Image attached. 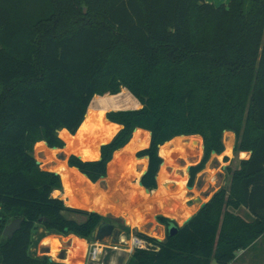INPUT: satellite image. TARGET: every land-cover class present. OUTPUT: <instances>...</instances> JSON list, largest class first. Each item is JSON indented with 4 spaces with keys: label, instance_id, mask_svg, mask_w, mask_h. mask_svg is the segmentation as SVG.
<instances>
[{
    "label": "trees",
    "instance_id": "trees-1",
    "mask_svg": "<svg viewBox=\"0 0 264 264\" xmlns=\"http://www.w3.org/2000/svg\"><path fill=\"white\" fill-rule=\"evenodd\" d=\"M0 86V264H61L30 256L40 227L92 241L100 223L112 224L52 197L60 177L42 171L32 150L39 142L62 149L58 132L74 134L94 97L121 89L141 108L107 114L122 129L98 160H68L92 183L136 129L151 134L137 153L148 158L139 180L150 191L162 163L158 148L175 137L203 140L188 187L222 151L224 132L240 137L237 151L250 153L226 200L216 193L181 228L158 216L165 239L147 238L152 247L134 249L127 264H230L264 236V0L218 7L202 0H0ZM16 219L21 229L8 240L3 229Z\"/></svg>",
    "mask_w": 264,
    "mask_h": 264
},
{
    "label": "rangeland",
    "instance_id": "rangeland-1",
    "mask_svg": "<svg viewBox=\"0 0 264 264\" xmlns=\"http://www.w3.org/2000/svg\"><path fill=\"white\" fill-rule=\"evenodd\" d=\"M85 11L86 9H84V12ZM121 93L128 96V101L126 100V102H124L125 110L116 108L115 101L113 100L114 97ZM117 95L94 97L87 110V116L74 134L67 133L65 130H60L58 132V136L62 140L64 148L56 149L52 154L50 148L39 146V144L43 143L39 142L33 147L32 157L36 162H39V168L42 171L50 170L59 174L61 190L53 191L51 194L52 197H60L67 208L95 212L102 215L103 218L111 221L114 228L118 230L120 235H123L125 239H141L145 241L147 247L151 248V244L146 241L147 238L163 241L166 234L165 232L164 236H159L157 227L159 225L162 227L164 226L159 224L157 219L154 220L155 217L162 216L165 218L167 217V219L172 218L175 220L176 226L181 228L184 220L190 216L189 208L195 205L194 201L197 198H199L202 203L206 204L216 193L222 192V198L226 200L231 193V184L234 174L240 171L241 163L249 159L250 153L237 151L236 146L238 145L240 137L232 132H224L221 138L222 151L219 154L215 153L209 156L202 171L195 176L191 184L192 190L187 189L189 174H186V182L183 190L184 198L182 201H178L175 194H170L165 189L160 191L159 188H162V185H160L158 181H156V188L147 196L138 182L143 172L147 170L148 161L145 157H137V153L148 148L150 144V141L148 142L149 135L148 138L144 135L141 142L137 140L140 132H145L147 134L150 132L136 129L140 132L137 134L133 132L129 142L123 148L112 154V158L106 167V176L95 182L94 187L88 184L72 170V168H69L65 161L67 159L69 160L71 156H79L83 161L98 160L100 154L98 148L101 145L103 146L110 143L121 130V125L106 120L107 114L112 111H133L141 108L137 100L125 89H121ZM133 102L134 104L132 105ZM131 105L132 107H130ZM104 122L114 125L116 127V133L109 134L106 128L101 130V126L105 124ZM185 137H197L200 139L199 144L201 150H198L199 148L193 150L195 156H197V150L199 151V156L193 164L196 166L201 163L204 158L203 140L198 135ZM176 138L178 139L179 137H175L170 141ZM166 143L160 147H164ZM185 143L184 140H179V142L175 143V146L180 148ZM160 147L158 148V155L162 159V162H164L162 158L163 150H161ZM46 148L50 150L49 154L46 152ZM164 151L166 155L173 158V165L175 167L183 166L185 160L174 146H167ZM194 154L189 155L187 160ZM64 159L65 161H63ZM62 164L66 166V171H59ZM189 165L185 163V166ZM166 166L169 165H164L163 168L160 167L158 173L160 171L162 173V170ZM177 173L181 174L179 170ZM165 178L168 180L167 177ZM117 186L120 187L118 191H116ZM128 189H130V195L123 199L121 194L124 191L127 193ZM82 191L84 194H82ZM119 198H122L120 202L117 200ZM122 202H124V207L120 205ZM195 206H197L198 209L194 215L201 209L199 205ZM228 210L238 215L244 221L249 222V217L242 208H239L237 211H233L230 208H228ZM167 212L170 213L169 216H167ZM224 212L225 208L222 207V215ZM121 215H125V217ZM66 216L78 222H82L85 219L83 215L77 214H67ZM115 221H117L118 224L114 223ZM126 228L129 229V233L128 229L126 231ZM150 230H154L153 234L155 236L151 235L149 232ZM42 234L44 235V228L40 227L35 234L34 244L31 246V257H33V254L36 255L38 250V239L41 238ZM261 242H264V240ZM126 244L132 245L133 240L127 241ZM41 255H45V253Z\"/></svg>",
    "mask_w": 264,
    "mask_h": 264
},
{
    "label": "crops",
    "instance_id": "crops-1",
    "mask_svg": "<svg viewBox=\"0 0 264 264\" xmlns=\"http://www.w3.org/2000/svg\"><path fill=\"white\" fill-rule=\"evenodd\" d=\"M202 1L206 4H210V5H213L215 7H218L220 5H227L230 0H202ZM114 112H118V111H114ZM106 120L109 122L108 119H106ZM120 128H121V126H120ZM65 131L68 133L67 130H65ZM148 134H149V140H148V142H149L151 134L150 133H148ZM63 161H65V159ZM65 163L68 166V159L65 161ZM124 165H125V162H124ZM69 168H71V167H69ZM72 169H76V168H72ZM48 171L52 172L50 170H48ZM54 173H56V172H54ZM91 184H94V183L91 182ZM119 188L120 187L117 186L116 191H118ZM105 192H107V191H105ZM82 194H84L83 191H82ZM121 195H122V198L125 199L126 197H128L130 195V189L127 190V193L124 191ZM122 198H119L117 200L120 202ZM115 203L119 204L118 202H115ZM120 205L122 207H124L123 206L124 202L120 203ZM243 210H245V209H243ZM245 212L249 217V222L253 221L254 217H252L246 210H245ZM93 213H95V212H93ZM98 215H100V214H98ZM100 216L102 217V215H100ZM121 216L125 217V215H121ZM156 218H154V220H156ZM168 219H170V218H168ZM158 227L162 228V232H163V236H164V234L166 232L165 228L160 226V225ZM119 237L120 238L118 241L106 239L103 242H101L100 243L101 254H100L98 260L91 261L89 259V252L91 249V245L94 243V240H92V241L91 240H85V239H82V238H79V237H76L73 235H69V236L64 237V236L55 235V234H48V233L44 232V236H42L37 243L38 250L36 252V255L33 254V257L38 258V259L48 258L49 260H51L54 263H61V264H70L68 262H63V260H65L68 257V255L71 258L81 257V260L78 264H127V262L129 261L134 249L132 248V245L126 244L127 241H130L131 239L130 240L125 239V237L123 235H120ZM53 238L58 239V245H59L58 247L59 248H57L55 250V255H57L58 260H55L52 256L53 255V249H52L51 242H49V239H53ZM263 240H264V236L257 239L247 249L237 252L234 260L230 264H263L264 263V242H261ZM30 250H31V248H30ZM43 253H45V255H41ZM62 253H64V259L61 260V259H59V257ZM213 264H215V263H213Z\"/></svg>",
    "mask_w": 264,
    "mask_h": 264
},
{
    "label": "bare ground",
    "instance_id": "bare-ground-1",
    "mask_svg": "<svg viewBox=\"0 0 264 264\" xmlns=\"http://www.w3.org/2000/svg\"><path fill=\"white\" fill-rule=\"evenodd\" d=\"M127 98H128V96L126 94H124V93H121V94L117 95L116 97H114L113 100L115 101V107L118 108L119 110H125L124 109V107H125L124 106V102H126V100L128 101ZM133 104H134V102L132 103V105ZM128 105H130V104H128ZM132 105L130 107H132ZM102 126H104V127H102ZM102 126H101V130H104V128H106L108 130L109 134H115L116 133V127L114 125H112L110 123H105ZM138 132H140V131H135L134 134H137ZM144 135L146 136V138H148V135L149 134H147L145 132L144 133L143 132H140L138 134V140L137 141L138 142H141L142 139L144 138ZM191 139H192V141H191ZM179 140H184V142H186V143L184 145H182L180 148H177L175 146V143L176 142H179ZM193 142H195V144H193ZM199 143H200V139L197 138V137H192V138L191 137H187V138L186 137H183V138H178V139L176 138V139H174V140L166 143L164 145V147H160V149L163 150V156H162V158L164 159V162H163L161 168H163L164 165H169V166L164 167V169L162 170V173L160 171L157 174L156 181H158V183L160 185H162V188H159L160 191H163V189H165L168 193L175 194L178 201H182L183 198H184L183 190H184L185 182H186V174H187L186 173V167L187 166H185V164H184L182 167H175L173 165V158L170 157L169 155H166V153L164 151L165 150V147H167V146H174V148L180 153V155L182 156V158L185 160V163L187 165H189V164H191V160L192 159H195V161H196L197 160V157L199 156V151L198 150H201V147H200V144ZM39 146H45V144L44 143H41V144H39ZM195 149H198L197 150L198 153H196L197 156H195V154L193 152V150H195ZM55 150H52L51 151L52 154H53V151H55ZM46 152L49 154L50 153V150L46 148ZM191 154H194V155L191 156L189 160H187V157L189 155H191ZM66 170H67L66 166L64 164H62L61 167H60V169H59V171H66ZM72 170H74L88 184H90V185H92V186L95 187V185L94 184H91V182H89L87 180V178H85V176H83L82 174H80V172L78 170H76V169H72ZM178 170L181 172V174H178L177 173ZM163 174L165 175V177L168 178V180H166V178L164 177ZM168 183H173L174 184V186H173L172 189H169V188L166 187V184H168ZM144 193H145V191H144ZM197 209H198L197 206H191L189 208L190 216H192L197 211ZM166 214H167V216L170 215L169 212H167ZM190 216H188L187 218H189ZM149 232L151 233L152 236H155L153 234L154 233V230H150ZM49 242H51V244H52V249H53V255L52 256H53V258L55 260H58L57 259V255H55V250L57 248H59L58 247L59 246L58 245V239L57 238L49 239ZM80 260H81V257L71 258L68 255V257L65 260H63V262H68L70 264H78L80 262Z\"/></svg>",
    "mask_w": 264,
    "mask_h": 264
},
{
    "label": "water",
    "instance_id": "water-1",
    "mask_svg": "<svg viewBox=\"0 0 264 264\" xmlns=\"http://www.w3.org/2000/svg\"><path fill=\"white\" fill-rule=\"evenodd\" d=\"M85 117H86V115H85ZM121 129H122V127H121ZM136 130H134V132H135ZM184 136H181V137H179V138H183ZM44 144H45V146L47 147V144L45 143V142H43ZM193 144H195V142H193ZM100 148H101V146L99 147V151H100ZM50 149H52V150H55L56 148H50ZM215 153L213 152L212 153V155H214ZM78 159H80L81 160V158L80 157H78V156H76ZM145 159L148 161V158L147 157H145ZM194 162H195V159H192L191 160V164L189 165V166H187L186 167V173L187 174H189V171H190V168L192 167V166H194L193 164H194ZM37 164H39V162L37 161L36 162ZM162 164H163V162L160 164V167L162 166ZM185 164V163H184ZM183 164V165H184ZM180 167H182V166H180ZM144 173H145V171L143 172V174L142 175H144ZM57 174V173H56ZM83 176H85V175H83ZM85 178H87L86 176H85ZM139 186H141L142 187V184H141V182H140V180H139ZM166 186H167V188H173V186H174V184L173 183H169V184H166ZM187 189L188 190H192L193 188L192 187H187ZM144 191H145V194L147 195V196H149L150 194H151V192L152 191H150V190H148V189H144ZM194 204L195 205H199V207L200 208H202L203 206H204V204L205 203H202L201 202V200L199 199V198H197L195 201H194ZM194 205V206H195ZM194 215V214H193ZM193 215L192 216H190L189 218H187L184 222H183V224H182V226H184L192 217H193ZM156 218V217H155ZM170 220H172V221H175V220H173V219H171L170 218ZM22 222H23V219H16V220H13L10 224H8L7 226H5L4 227V229H3V232H2V236L4 237V238H7L8 240H11L12 238H13V236L15 235V233H17L18 231H20V229H21V224H22ZM157 229H158V234H159V236H163V232H162V228L161 227H157ZM177 233V227H170L169 229H168V235L170 236V237H172L173 235H175ZM120 236V233H119V231L118 230H116L115 228H114V226L112 225V224H110V223H107V222H102V223H100V225L98 226V228L96 229V231L93 233V235H92V237H93V240L94 241H96V242H98V243H101V242H103L104 240H106V239H112L113 241H118L119 240V237ZM59 259H64V253H62L61 255H60V257H59ZM51 261V260H50Z\"/></svg>",
    "mask_w": 264,
    "mask_h": 264
},
{
    "label": "built area",
    "instance_id": "built-area-1",
    "mask_svg": "<svg viewBox=\"0 0 264 264\" xmlns=\"http://www.w3.org/2000/svg\"><path fill=\"white\" fill-rule=\"evenodd\" d=\"M131 240H133V244H132V248L133 249H138V248L146 249V248H150V247H147L145 241H143L141 239L133 238ZM100 254H101L100 243L94 241V243L91 245V249H90V252H89V259L91 261H96V260H98Z\"/></svg>",
    "mask_w": 264,
    "mask_h": 264
}]
</instances>
